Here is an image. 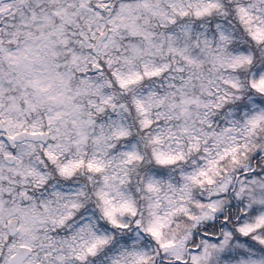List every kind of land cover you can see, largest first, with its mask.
Returning a JSON list of instances; mask_svg holds the SVG:
<instances>
[{"label":"snow or ice","instance_id":"1","mask_svg":"<svg viewBox=\"0 0 264 264\" xmlns=\"http://www.w3.org/2000/svg\"><path fill=\"white\" fill-rule=\"evenodd\" d=\"M0 264H264V0H0Z\"/></svg>","mask_w":264,"mask_h":264}]
</instances>
